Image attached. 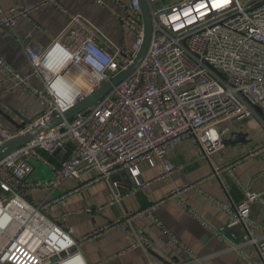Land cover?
Segmentation results:
<instances>
[{
    "label": "built area",
    "instance_id": "built-area-1",
    "mask_svg": "<svg viewBox=\"0 0 264 264\" xmlns=\"http://www.w3.org/2000/svg\"><path fill=\"white\" fill-rule=\"evenodd\" d=\"M146 2L152 35L139 66L95 105L0 161V264H86L81 246L114 231L133 236V247L147 251L146 239L131 223L138 215L153 220L186 255L183 264H206V258L195 257L156 220L157 204L75 236L64 220L49 215L58 199L48 196L39 204L31 200L33 192L51 195L67 181L92 185L108 182L120 173H127L138 190L146 185L138 169L141 163L153 166L159 161L165 174L183 170V166L165 160L167 150L183 141H190L200 158L211 161L229 137L231 123L254 118L264 128V0ZM122 9L120 28L134 37L129 48H112L104 38L100 43L94 34L82 31L79 17L70 19L46 49L27 48L26 58L40 79V88L0 57V73L5 79L35 96L43 106L41 113L19 130H9L0 121V146L68 108L58 92L63 91L61 85L54 87L58 79L67 80L71 92L78 89L76 81L86 83V92H75L78 101L133 63L143 43L142 15L138 0H128ZM59 10L67 14L65 9ZM30 12L0 7V27L13 28ZM66 148L70 154L58 166L44 156ZM263 151L264 145L258 153ZM32 162L48 167L52 178H31ZM213 171L218 174L214 167ZM190 189L196 190V184L173 189L166 199H176ZM245 194L239 205L210 201L226 216L231 240H239L231 249L254 248L259 264H264V235L254 236L255 225L249 217V205L259 195ZM188 211L205 225L196 212ZM241 258L250 264L244 255Z\"/></svg>",
    "mask_w": 264,
    "mask_h": 264
},
{
    "label": "crops",
    "instance_id": "crops-1",
    "mask_svg": "<svg viewBox=\"0 0 264 264\" xmlns=\"http://www.w3.org/2000/svg\"><path fill=\"white\" fill-rule=\"evenodd\" d=\"M172 4L177 0H163ZM128 0H0V7L30 9L27 17L19 18L13 28L0 27V57L19 74L29 77L32 84L40 88V79L33 74L25 50H43L49 47L67 26L70 19L79 17L82 31L95 35L100 43L107 39L112 48L120 50L130 47L134 37L120 28L124 15L122 5ZM65 9L63 14L59 8ZM80 22V23H81ZM81 23V24H82ZM104 38V39H103ZM43 110L41 102L33 95L17 88L0 73V111L7 114L18 125L33 121ZM0 121L6 128L0 117ZM245 119L232 123L229 137L211 161L200 158L190 141L167 150L165 160L183 166L182 171L165 174L163 166L155 161L153 166L141 163L138 169L145 187L135 189L130 183L115 180L97 182L92 185L65 182L51 195L33 192L31 200L39 204L44 199H58L53 202L49 215L56 221L65 223L74 230L75 236L90 233L106 223L122 218L128 213L137 214L153 204L156 205L155 218L183 244L189 247L197 258H206V264H259L260 259L254 248L232 250L238 244L230 238L226 229L227 218L218 203L239 205L245 197L259 195L250 203V220L254 223L255 237L264 235V151L258 153L261 141H257L252 131L245 128ZM9 130L15 131L12 127ZM246 134L243 144L229 145L232 133ZM264 142V141H263ZM46 159L58 166L65 159L66 151L56 156L44 154ZM31 178L48 180L52 172L44 164L32 162ZM213 167L218 170L215 175ZM129 177V175H128ZM116 184V188L114 187ZM186 184H196L176 199H166L173 189ZM109 202H115L109 205ZM187 209H185L183 207ZM99 212L88 214L84 209ZM196 212L203 223L195 220L188 211ZM132 226L142 235L149 246L147 251L134 246V237L114 231L83 244L80 248L86 264H183L188 258L154 223L144 215L136 216ZM224 239L220 240L218 237Z\"/></svg>",
    "mask_w": 264,
    "mask_h": 264
},
{
    "label": "water",
    "instance_id": "water-1",
    "mask_svg": "<svg viewBox=\"0 0 264 264\" xmlns=\"http://www.w3.org/2000/svg\"><path fill=\"white\" fill-rule=\"evenodd\" d=\"M139 8L142 15L143 27H144V37L143 43L140 48L139 53L136 58L133 60V63L127 67L122 72L118 73L115 77H113L109 82H105L93 90L90 94L82 96L77 102L73 105L66 108L61 113L55 114L49 121L44 124L34 127L32 130L22 134L17 135L11 138L9 141L0 146V161L12 154L14 151L18 150L20 147L25 145L26 143L33 141L39 137L47 135L53 129L57 128L63 122L70 120L75 115L82 113L95 105L105 94H107L113 86L124 80L128 75H130L140 64L143 58L146 55V52L149 47V43L152 35V19L150 15L149 6L146 0H138ZM256 111L260 113V110L257 108ZM0 117L3 119L5 124L12 127L15 130H19L25 126V124L18 125L15 121H13L7 114L0 111ZM27 123V122H26ZM8 127V128H10ZM246 134L243 133H232L230 139L228 140L229 145H237L243 144L246 142ZM61 150H56L52 155L56 156ZM66 156L65 159L61 161L64 162L70 154V150L68 148L65 149ZM111 181L120 180L124 183H130L129 177L127 173H120L118 175L112 176L110 178Z\"/></svg>",
    "mask_w": 264,
    "mask_h": 264
},
{
    "label": "bare ground",
    "instance_id": "bare-ground-1",
    "mask_svg": "<svg viewBox=\"0 0 264 264\" xmlns=\"http://www.w3.org/2000/svg\"><path fill=\"white\" fill-rule=\"evenodd\" d=\"M76 83L78 84V89L77 91L75 90L74 92L70 91L69 88H67V80H64V79H58L57 82L54 84V87H57L59 85H61L59 88L61 90H63L62 92L60 90H58V92L60 93L59 95L63 98V100L65 101V107H69L71 105H73L75 102H77L75 99H76V95H75V92H86V83L85 82H77Z\"/></svg>",
    "mask_w": 264,
    "mask_h": 264
},
{
    "label": "rangeland",
    "instance_id": "rangeland-1",
    "mask_svg": "<svg viewBox=\"0 0 264 264\" xmlns=\"http://www.w3.org/2000/svg\"><path fill=\"white\" fill-rule=\"evenodd\" d=\"M242 1V0H241ZM249 119V122H246L245 128L249 131H252V135L255 137V139L257 141H261V145H264V128L262 126H260V124L258 123V121L254 118H247ZM232 125V123H231ZM231 125H229L230 129H231ZM232 132V130H231Z\"/></svg>",
    "mask_w": 264,
    "mask_h": 264
}]
</instances>
